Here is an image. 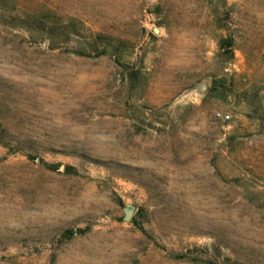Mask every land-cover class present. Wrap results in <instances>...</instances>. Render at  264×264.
I'll return each mask as SVG.
<instances>
[{"label": "rangeland", "instance_id": "374dc122", "mask_svg": "<svg viewBox=\"0 0 264 264\" xmlns=\"http://www.w3.org/2000/svg\"><path fill=\"white\" fill-rule=\"evenodd\" d=\"M204 261L264 264V0H0V264Z\"/></svg>", "mask_w": 264, "mask_h": 264}, {"label": "trees", "instance_id": "16d2710c", "mask_svg": "<svg viewBox=\"0 0 264 264\" xmlns=\"http://www.w3.org/2000/svg\"><path fill=\"white\" fill-rule=\"evenodd\" d=\"M232 46H233V39L229 35L220 37L217 40L218 52L221 54H224L225 58H230L232 56ZM75 52L77 54H80V55H88V53H85L81 49H79ZM104 52H105V50L102 49L101 51L96 52V55L103 54ZM222 86H224L222 78H220L218 80L213 79V80H211V83L208 85V87H206L205 93L207 95H215L220 90V87H222ZM47 166L50 169L59 170L60 165L58 163H50ZM62 169H63V172H66V173L75 172V168L73 166H70V165H63ZM131 222H133L135 225H138V222L136 221V219L134 217L131 218ZM64 232H65V234L71 236L74 234V232L78 233V232H81V230L80 229H76L75 231L65 230ZM182 257H184V255H182V254L177 255V258H182ZM189 259L192 261L200 260L197 257H190ZM204 262H207L209 264H216L213 261H204Z\"/></svg>", "mask_w": 264, "mask_h": 264}, {"label": "water", "instance_id": "95a60500", "mask_svg": "<svg viewBox=\"0 0 264 264\" xmlns=\"http://www.w3.org/2000/svg\"><path fill=\"white\" fill-rule=\"evenodd\" d=\"M123 210V220H128L133 212V205L127 203L122 207Z\"/></svg>", "mask_w": 264, "mask_h": 264}, {"label": "built area", "instance_id": "2783aa9c", "mask_svg": "<svg viewBox=\"0 0 264 264\" xmlns=\"http://www.w3.org/2000/svg\"><path fill=\"white\" fill-rule=\"evenodd\" d=\"M214 115L215 117L221 119L222 121H226L229 118V116L223 112H215Z\"/></svg>", "mask_w": 264, "mask_h": 264}]
</instances>
